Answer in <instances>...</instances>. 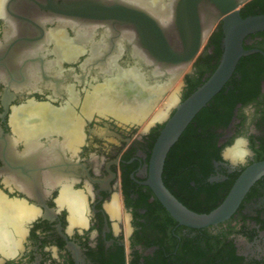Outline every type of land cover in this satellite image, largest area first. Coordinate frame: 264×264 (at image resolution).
I'll list each match as a JSON object with an SVG mask.
<instances>
[{
	"label": "flooded vegetation",
	"instance_id": "1",
	"mask_svg": "<svg viewBox=\"0 0 264 264\" xmlns=\"http://www.w3.org/2000/svg\"><path fill=\"white\" fill-rule=\"evenodd\" d=\"M0 1V200L30 209L24 223L0 225L8 244L0 264H264V177L229 220L199 229L178 223L148 185L153 149L174 106L164 118L150 117L186 69L169 75L154 60L149 20L183 51L177 20L185 0ZM235 1L243 3L242 18L264 14V0ZM219 13L209 0L198 4L203 31ZM59 33L66 51L52 37ZM222 39L220 20L184 73L179 103L216 70ZM244 48L253 53L214 97L215 121L195 137L201 152L186 165L168 159L171 150L165 160V187L199 214L216 209L241 173L264 161V31L248 36ZM125 82L126 93L149 91L144 120L88 115V99ZM249 105L253 155L232 168L222 153L248 133ZM35 108L59 129L42 131ZM24 126L34 129L29 138L20 135Z\"/></svg>",
	"mask_w": 264,
	"mask_h": 264
},
{
	"label": "water",
	"instance_id": "2",
	"mask_svg": "<svg viewBox=\"0 0 264 264\" xmlns=\"http://www.w3.org/2000/svg\"><path fill=\"white\" fill-rule=\"evenodd\" d=\"M202 1L204 0H185V15L177 20L184 44L183 51L170 47L160 34V28L155 22L149 20L155 30L150 42V53L155 61L163 65V69L169 75H178L187 68L200 54L201 43L207 39L215 25L220 20L223 21V54L218 67L186 100L174 105L175 112L167 119L156 141L150 161L148 185L152 187L163 206L178 223L195 229L216 226L229 220L252 186L264 177V161L250 165L241 173L225 200L216 209L206 214H199L188 209L163 183L162 173L169 151L201 110L207 107L227 85L240 59L253 53L245 50V39L264 31V14L242 18L240 8L243 3L235 0H209L217 6L220 13L203 31L201 18L197 14L198 4Z\"/></svg>",
	"mask_w": 264,
	"mask_h": 264
},
{
	"label": "bare ground",
	"instance_id": "3",
	"mask_svg": "<svg viewBox=\"0 0 264 264\" xmlns=\"http://www.w3.org/2000/svg\"><path fill=\"white\" fill-rule=\"evenodd\" d=\"M161 9H160V13H164V7ZM60 36L61 35L59 33V34H54L52 37L57 42V44L61 46L63 51H66V48L63 45ZM126 84L127 82L123 83L122 87L119 90L106 88V90H104L103 94H101L100 96L98 95L95 98L88 99L86 102L88 115H91L94 111L98 110V112H100L102 115L111 114L114 115L116 118L127 122L130 120L131 121L144 120L145 117L150 112V110L147 107V101H146L147 98L149 97V95H147L149 91L145 92V94L140 96H137L132 93H126L125 91ZM169 98L170 99L167 101L168 103L165 109L158 111L156 119L157 118L161 119L166 117L170 109L176 104V100L178 99L176 95ZM31 115L33 116L37 115L41 117L42 122L40 125V129L42 131L48 129L49 127L50 129L52 128L59 129L60 127V123L56 119H51V121L48 122L46 112L41 108H35L34 110H32ZM23 128L22 129L24 130V132L20 133V135L21 134L23 136L26 135L27 138L33 135L34 133L33 127L24 126ZM8 204L9 205L3 203L0 200V225L10 224L12 226L13 224H16L17 226V222L24 223L26 220H28L30 215V212L28 210L30 209L27 210L26 208L27 206H25V208L24 206L23 208H17L10 206V203ZM13 228H15V226ZM7 246H6V241L3 240L2 236H0V251H3V249H5Z\"/></svg>",
	"mask_w": 264,
	"mask_h": 264
},
{
	"label": "trees",
	"instance_id": "4",
	"mask_svg": "<svg viewBox=\"0 0 264 264\" xmlns=\"http://www.w3.org/2000/svg\"><path fill=\"white\" fill-rule=\"evenodd\" d=\"M213 72L211 74H213ZM202 84L203 83H201L199 86H201ZM196 89L197 88L189 93L188 96H190ZM224 89L220 92L221 94L224 93ZM219 94L215 96V98H217ZM212 101L208 104L207 107L201 110V112L195 117L193 122L188 126V128L180 137V140L171 149L168 159H171V157L176 158L180 164L186 165L193 159H195L197 154L201 152L202 146L200 142H198L199 139L196 138H198L197 136L204 135V133L207 131L208 125L215 121L216 111L210 110L211 107H209ZM197 123L199 124V128L203 129V132L201 134L194 127V125ZM194 139H196L195 142L193 141Z\"/></svg>",
	"mask_w": 264,
	"mask_h": 264
},
{
	"label": "clouds",
	"instance_id": "5",
	"mask_svg": "<svg viewBox=\"0 0 264 264\" xmlns=\"http://www.w3.org/2000/svg\"><path fill=\"white\" fill-rule=\"evenodd\" d=\"M176 103H179V99L176 100ZM243 111L244 115L248 118L247 124L249 125V131L246 134L235 137L232 146L222 153L223 159H225L232 168L247 164L248 159L253 155L250 147L249 135L254 130L251 128L254 106L249 105L245 107ZM53 258H58L55 248H53Z\"/></svg>",
	"mask_w": 264,
	"mask_h": 264
},
{
	"label": "rangeland",
	"instance_id": "6",
	"mask_svg": "<svg viewBox=\"0 0 264 264\" xmlns=\"http://www.w3.org/2000/svg\"><path fill=\"white\" fill-rule=\"evenodd\" d=\"M189 70V67H187L185 71H183L180 76L174 81V83L168 88V90H166L165 96L155 105L153 109V114L150 119L153 118V120H156L158 111L165 109L164 107H166L168 103L167 101L170 99L169 97L175 95L177 96L179 91L182 89V80L184 73H187Z\"/></svg>",
	"mask_w": 264,
	"mask_h": 264
}]
</instances>
